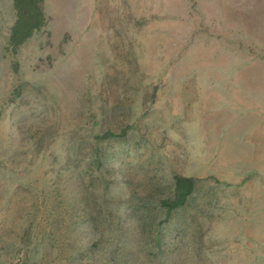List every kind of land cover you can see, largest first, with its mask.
Wrapping results in <instances>:
<instances>
[{"label": "rangeland", "instance_id": "obj_1", "mask_svg": "<svg viewBox=\"0 0 264 264\" xmlns=\"http://www.w3.org/2000/svg\"><path fill=\"white\" fill-rule=\"evenodd\" d=\"M41 12L0 0V264H264V0Z\"/></svg>", "mask_w": 264, "mask_h": 264}, {"label": "trees", "instance_id": "obj_2", "mask_svg": "<svg viewBox=\"0 0 264 264\" xmlns=\"http://www.w3.org/2000/svg\"><path fill=\"white\" fill-rule=\"evenodd\" d=\"M42 0H13L16 19L11 28L10 43L15 46L25 40L42 22ZM181 179H176L177 197L181 199L187 194L181 190ZM188 182V181H184ZM190 182V181H189Z\"/></svg>", "mask_w": 264, "mask_h": 264}]
</instances>
